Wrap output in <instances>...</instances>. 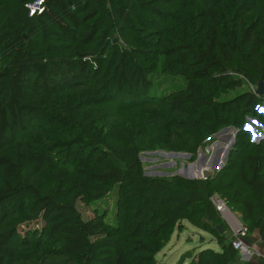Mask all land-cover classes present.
Returning <instances> with one entry per match:
<instances>
[{
	"label": "trees",
	"instance_id": "obj_1",
	"mask_svg": "<svg viewBox=\"0 0 264 264\" xmlns=\"http://www.w3.org/2000/svg\"><path fill=\"white\" fill-rule=\"evenodd\" d=\"M32 1L0 0V264H157L183 223L220 250L189 264H259L241 262L211 198L264 244V138L242 126L264 123V0H44L29 16ZM138 108L159 111L150 149L190 162L235 128L223 168L146 178L128 118ZM90 198L84 219L77 204Z\"/></svg>",
	"mask_w": 264,
	"mask_h": 264
},
{
	"label": "rangeland",
	"instance_id": "obj_2",
	"mask_svg": "<svg viewBox=\"0 0 264 264\" xmlns=\"http://www.w3.org/2000/svg\"><path fill=\"white\" fill-rule=\"evenodd\" d=\"M245 90H247L246 85L242 88L230 90V93L226 95V98L235 96ZM69 93L71 94V96L73 95L71 92ZM67 94L68 93L66 92L63 93V95ZM260 108L264 112V101L260 106L257 107V111H259ZM158 114L159 111L153 108H138L130 110L128 112V118L137 136V143L139 144V161L142 166L143 173H146L148 175V177L146 178L169 179L174 176L175 172L178 171V173H181L182 169L186 168L187 165L192 162H190V159L187 158L184 155L185 153L183 152L150 149L155 146L156 141L154 135L148 134V124H155V122L157 121L156 116H158ZM261 117L264 121V115H261ZM120 121V118L112 120L113 123H119ZM145 122H148L147 125ZM242 126L243 129L245 126L249 128L247 135L250 141L252 138L256 141L262 137L264 138V123L262 124L258 122L254 117L248 115L243 118ZM227 128L230 130L219 135V137H215V135L220 130L215 132L211 137L209 145L197 151L195 159L199 155L200 151L204 154L205 157H210L209 161L207 162H203V160H200L199 167L201 170L208 169L212 174L216 173L217 169L214 168L211 170V166L217 159L220 149L224 145L228 146L231 143L232 140H229L228 142L227 137L230 134L234 137L236 132L235 128ZM30 135L31 140L36 147L44 143L45 134L40 130L37 129ZM222 156L220 158V162H222ZM226 161L227 159H225L224 163ZM197 169L198 166L196 165L192 168V171L196 174ZM40 182L44 190L49 189L52 185L51 180L46 176H41ZM99 202L100 200L93 201V199L91 198L86 201H81L77 204L78 211L84 219H88L94 215L92 205L98 204ZM103 202H107L110 208L113 207V199L108 201L103 200ZM104 205L105 204L102 203V207ZM229 214L232 217H230V215L225 217L221 216L227 227L230 229L231 233H233L231 238L226 237V239L227 241L232 242L234 248L237 249L241 262H246L241 256L240 248L242 247L248 248V251L252 254L250 260L256 262L261 260L264 261V252L259 245H253L251 247L248 246L250 242L248 243L246 238L248 237L250 239L251 236H254L255 232L252 230V228L248 230V227H246V225L241 222L237 214H233L231 211ZM30 226L39 227V224L36 225L35 223L31 224ZM207 249L220 251L217 245L216 238L207 233L201 232L188 223H183V228L175 229L172 232L171 236L158 252L155 258L157 260V264H180L182 263V258H184L183 264H189L195 258L198 252Z\"/></svg>",
	"mask_w": 264,
	"mask_h": 264
},
{
	"label": "water",
	"instance_id": "obj_3",
	"mask_svg": "<svg viewBox=\"0 0 264 264\" xmlns=\"http://www.w3.org/2000/svg\"><path fill=\"white\" fill-rule=\"evenodd\" d=\"M254 93L258 96V97H264V82L262 81H259L255 90H254ZM258 113L260 115H264V112L263 110L260 108ZM230 129L228 128H223L221 129L216 135L215 137H219V135L225 133L226 131H228ZM244 131L248 132L249 131V128L247 126L244 127ZM235 135H236V132H235ZM227 141L229 142V140H232L231 143L228 145V146H223L221 149H220V152L218 153V157L217 159L215 160V162L212 164L211 166V170L216 168L217 172H219L223 166H224V161L226 159V156L227 154L229 153L231 147L233 146L234 142H235V136L233 137L231 134L227 137ZM262 138H260L259 140H254L253 138L251 139V142L252 143H258ZM216 142V141H215ZM214 144V143H213ZM227 144V143H226ZM187 158H189V154H184ZM223 155V156H222ZM222 156V162H220V158ZM210 157H205L204 154L200 151L199 155L196 157L195 161L192 162V163H189L187 165L186 168L182 169L181 173H178L175 172L174 173V176H178L182 179H185V180H196V179H202V180H206L208 178H210L213 174L210 172V170L208 169H203L201 170L200 167H199V162L200 160H203V162H207L209 161ZM198 166V169L196 171V174L192 171V168L195 167V166ZM192 171V172H191ZM144 176L148 177V175L146 173H144Z\"/></svg>",
	"mask_w": 264,
	"mask_h": 264
},
{
	"label": "built area",
	"instance_id": "obj_4",
	"mask_svg": "<svg viewBox=\"0 0 264 264\" xmlns=\"http://www.w3.org/2000/svg\"><path fill=\"white\" fill-rule=\"evenodd\" d=\"M43 3L44 0H34L31 3L27 4L26 7L28 9L29 16H32L33 14L39 12ZM211 202L220 216L225 217L230 215V211L228 210L224 199L220 198L219 196H213L211 198ZM240 252L244 261H250L252 254L248 251V248L242 247L240 248Z\"/></svg>",
	"mask_w": 264,
	"mask_h": 264
},
{
	"label": "crops",
	"instance_id": "obj_5",
	"mask_svg": "<svg viewBox=\"0 0 264 264\" xmlns=\"http://www.w3.org/2000/svg\"><path fill=\"white\" fill-rule=\"evenodd\" d=\"M233 214H236V213H233ZM249 244H248L249 247H251L253 245H259L262 248L263 252H264V244L260 242L256 232H255L254 236L250 237V243ZM258 263L259 264H264V261L261 260V261H258Z\"/></svg>",
	"mask_w": 264,
	"mask_h": 264
},
{
	"label": "bare ground",
	"instance_id": "obj_6",
	"mask_svg": "<svg viewBox=\"0 0 264 264\" xmlns=\"http://www.w3.org/2000/svg\"><path fill=\"white\" fill-rule=\"evenodd\" d=\"M230 217H232V216L230 215Z\"/></svg>",
	"mask_w": 264,
	"mask_h": 264
}]
</instances>
